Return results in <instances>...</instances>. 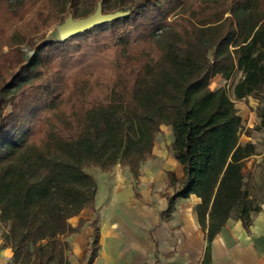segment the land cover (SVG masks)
I'll return each instance as SVG.
<instances>
[{
    "label": "trees",
    "instance_id": "obj_1",
    "mask_svg": "<svg viewBox=\"0 0 264 264\" xmlns=\"http://www.w3.org/2000/svg\"><path fill=\"white\" fill-rule=\"evenodd\" d=\"M98 6L122 15L23 56L17 44L27 34L86 19ZM30 17L32 33L19 26ZM5 23L18 28L0 54V222L14 263L72 264L67 238L88 220L72 227L69 219L96 211V179L86 169L128 166L137 182L161 126L172 127L168 150L183 171L167 173L163 218L179 199L201 200L202 264L229 219L250 231L264 182L253 193L248 163L258 144L241 141L235 101L258 100L264 128V0H0ZM217 76L227 83L212 89ZM91 227L78 264H93L100 249L97 221Z\"/></svg>",
    "mask_w": 264,
    "mask_h": 264
},
{
    "label": "crops",
    "instance_id": "obj_2",
    "mask_svg": "<svg viewBox=\"0 0 264 264\" xmlns=\"http://www.w3.org/2000/svg\"><path fill=\"white\" fill-rule=\"evenodd\" d=\"M241 77L240 72L231 80V84H236ZM214 79L223 81L218 76ZM221 86L223 85L218 84L211 88L217 89ZM258 105L259 101L252 97L235 101L246 129L259 125L260 118L256 110ZM262 105L264 106V102ZM161 127L164 129L165 126ZM168 129L171 132L170 127ZM157 136L152 158L141 164V175L137 182L128 166L118 164L110 172H102L99 168L92 167L94 171L90 174L96 179L97 188L96 211L92 213L86 208L78 217L69 219L72 227H76L81 218L88 220L80 233L67 238L72 247L69 258L72 264H78L89 248L88 243L94 234L91 227L93 220L97 221L100 232V249L93 264L203 263L208 244L195 212L201 200L194 195L179 199L169 219L161 215L168 207V201L163 196L168 187L167 173L174 171L181 178L183 171L167 149L174 142L172 132L165 140L163 148L159 145ZM242 137L243 143H256L250 135L244 141ZM261 156L263 155L258 152L248 163V167L255 172L252 184L257 187L264 182V176L257 174L254 166L255 162L261 161ZM3 231L4 227L0 222V264H16L13 261L12 248L2 237ZM210 244V264H264V203L253 217L250 231L243 228L241 221L229 219Z\"/></svg>",
    "mask_w": 264,
    "mask_h": 264
},
{
    "label": "rangeland",
    "instance_id": "obj_3",
    "mask_svg": "<svg viewBox=\"0 0 264 264\" xmlns=\"http://www.w3.org/2000/svg\"><path fill=\"white\" fill-rule=\"evenodd\" d=\"M18 23V22H17ZM35 23L36 21L34 19H32L31 17L28 19H26V21L22 22L19 24V26L22 25V27H24V29L27 32H33L34 28H35ZM60 23H55L51 26H49L46 30L40 32V33H32V34H27V38L24 41H18L19 43L17 45H19V49L21 50V52L23 53L24 57L30 58L33 55V50L35 48V46L37 44H41V43H56V42H60L62 41L61 38V31H60ZM16 27V28H15ZM17 24H9V23H5L3 25L0 26V54L2 53H7L10 49V47L8 45H6L7 43H10L11 40V35H18L17 31ZM20 39V38H18ZM212 85L211 87L214 88L216 87L218 84H221L223 86H225L224 82H220V81H216V79L212 80ZM215 83V85H214ZM10 108L8 107L6 109V112H9ZM260 122V120H259ZM170 127V126H168ZM167 126L164 127V129H162L161 133L158 134L157 138H158V142L159 145L163 148L164 144L166 143L165 140L168 139V136L170 135V133L172 132L173 134V130L172 127H170L171 132L169 131ZM250 138L254 139L256 141V143L258 144V152L261 153L263 156H261V161L260 162H255L254 166L256 169V173L257 174H262L264 176V128L263 129H258V125L255 126L254 128H249L246 129V127L244 126V136L242 137V140L244 141L245 137L249 136ZM174 137V136H173ZM172 144V143H171ZM170 144V145H171ZM168 149V147H167ZM94 171V168H88L87 172L91 173ZM253 193L258 194V187L257 185H254V191ZM33 249V245L32 244H27L24 246V252L25 253H30Z\"/></svg>",
    "mask_w": 264,
    "mask_h": 264
},
{
    "label": "water",
    "instance_id": "obj_4",
    "mask_svg": "<svg viewBox=\"0 0 264 264\" xmlns=\"http://www.w3.org/2000/svg\"><path fill=\"white\" fill-rule=\"evenodd\" d=\"M122 14H106L103 15L100 11V6L96 9V12L86 19L74 20L71 16L60 25L62 40L78 33L86 32L94 27L105 24L106 22L119 18Z\"/></svg>",
    "mask_w": 264,
    "mask_h": 264
},
{
    "label": "built area",
    "instance_id": "obj_5",
    "mask_svg": "<svg viewBox=\"0 0 264 264\" xmlns=\"http://www.w3.org/2000/svg\"><path fill=\"white\" fill-rule=\"evenodd\" d=\"M224 83H225L224 85H226L227 81H224Z\"/></svg>",
    "mask_w": 264,
    "mask_h": 264
}]
</instances>
